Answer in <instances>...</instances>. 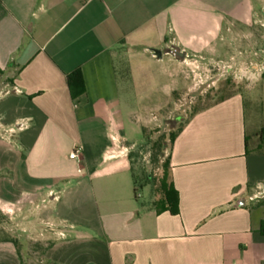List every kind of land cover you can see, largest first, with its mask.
Listing matches in <instances>:
<instances>
[{
	"label": "crops",
	"instance_id": "1",
	"mask_svg": "<svg viewBox=\"0 0 264 264\" xmlns=\"http://www.w3.org/2000/svg\"><path fill=\"white\" fill-rule=\"evenodd\" d=\"M263 23L264 0H0V211L50 242L44 264H264L252 205L264 156L247 151L243 95L173 141L175 216L129 197L136 112L123 96L154 65L176 83L186 61L221 53L229 25ZM77 69L83 106L67 85ZM0 264H21L13 243L0 241Z\"/></svg>",
	"mask_w": 264,
	"mask_h": 264
},
{
	"label": "rangeland",
	"instance_id": "2",
	"mask_svg": "<svg viewBox=\"0 0 264 264\" xmlns=\"http://www.w3.org/2000/svg\"><path fill=\"white\" fill-rule=\"evenodd\" d=\"M229 28L224 31L221 53L203 56L197 61L189 59L176 83L172 67L166 73L154 65L149 76L140 77L135 88H123L125 100L131 101L136 112L131 126L136 130L132 141L137 146L129 157L138 200L142 203L154 205L160 198L163 163L170 155L173 137L195 113L223 98L237 93L243 95L249 153L252 157L264 156V23L248 28L229 25ZM23 156L26 158L27 153L23 152ZM262 162L260 176L264 185ZM133 182L130 176L128 193L135 198ZM261 191L251 190L250 195L261 196ZM254 200L252 205L264 217V200ZM17 223L0 211V241L17 240L24 264H43L45 255L35 244L47 247L50 242H35L27 234L23 237L15 229ZM258 247L264 253V245Z\"/></svg>",
	"mask_w": 264,
	"mask_h": 264
},
{
	"label": "trees",
	"instance_id": "3",
	"mask_svg": "<svg viewBox=\"0 0 264 264\" xmlns=\"http://www.w3.org/2000/svg\"><path fill=\"white\" fill-rule=\"evenodd\" d=\"M67 85L69 88V92H70V96H71L72 101L77 106H83L86 103V87H85V81H84L83 73L80 69L73 71L72 73H70L67 76ZM226 98L221 99L219 102L225 100ZM177 134L173 137V141L175 140ZM173 141H172V143H173ZM246 147H247V151H248V149H249V141L248 140L246 143ZM163 168H164V174H163V177H162L161 182H160V190H159L160 191V198L155 202V207L158 211L169 212L171 215L175 216V215L179 214V201H180V199H179L178 192L175 190L173 184L170 181V159H169V157L164 161ZM134 182H135L134 192H135V196H136L137 192H138V187H137V183H136L135 179H134ZM260 233L262 236H264V221L261 223ZM5 242H11L15 245L17 253L21 259V264H24V260H23L21 253H20V247H19L17 240H5ZM35 247L37 249H39V251H41V254L45 255V253L49 249L50 245H48L47 247H44L41 244H35ZM43 264H44V262H43Z\"/></svg>",
	"mask_w": 264,
	"mask_h": 264
},
{
	"label": "water",
	"instance_id": "4",
	"mask_svg": "<svg viewBox=\"0 0 264 264\" xmlns=\"http://www.w3.org/2000/svg\"><path fill=\"white\" fill-rule=\"evenodd\" d=\"M155 56L161 58L162 57V52L159 50H154ZM174 55L179 58L180 60L185 59V54L181 53L179 50L174 51Z\"/></svg>",
	"mask_w": 264,
	"mask_h": 264
},
{
	"label": "built area",
	"instance_id": "5",
	"mask_svg": "<svg viewBox=\"0 0 264 264\" xmlns=\"http://www.w3.org/2000/svg\"><path fill=\"white\" fill-rule=\"evenodd\" d=\"M81 150H82L81 147H79L78 145L75 146L74 149H73V152L70 155V158L72 160H79V154H80Z\"/></svg>",
	"mask_w": 264,
	"mask_h": 264
}]
</instances>
